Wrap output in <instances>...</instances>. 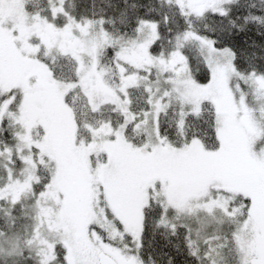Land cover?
Here are the masks:
<instances>
[{"label":"snow or ice","instance_id":"obj_1","mask_svg":"<svg viewBox=\"0 0 264 264\" xmlns=\"http://www.w3.org/2000/svg\"><path fill=\"white\" fill-rule=\"evenodd\" d=\"M0 264H264V0H0Z\"/></svg>","mask_w":264,"mask_h":264}]
</instances>
